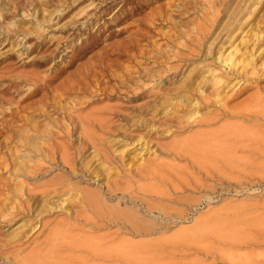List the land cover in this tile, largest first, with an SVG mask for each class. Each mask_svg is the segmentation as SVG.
Here are the masks:
<instances>
[{
  "label": "rangeland",
  "instance_id": "rangeland-1",
  "mask_svg": "<svg viewBox=\"0 0 264 264\" xmlns=\"http://www.w3.org/2000/svg\"><path fill=\"white\" fill-rule=\"evenodd\" d=\"M235 27L221 50L247 41L242 79L230 76L188 112L184 93L166 101L158 89L200 95L190 78ZM262 31L264 0H0V264L39 250L34 264H264V167H254L264 152L254 157L252 145L264 124L237 113L258 101L264 110V44L253 39ZM221 105L235 113L221 115ZM222 139L250 143L220 149ZM56 182L69 197L29 201L42 209L36 218L19 211L27 193ZM80 190L161 226L105 222L78 202Z\"/></svg>",
  "mask_w": 264,
  "mask_h": 264
},
{
  "label": "bare ground",
  "instance_id": "bare-ground-1",
  "mask_svg": "<svg viewBox=\"0 0 264 264\" xmlns=\"http://www.w3.org/2000/svg\"><path fill=\"white\" fill-rule=\"evenodd\" d=\"M109 9V8H108ZM235 16V15H234ZM238 27H235V28H233V29H225V32L223 33V37L225 36L226 38H224V39H222L223 37L221 36V39L219 40V45H218V47H217V49H215V47L214 48H212L211 50H213L212 52L211 51H209V52H206V56L207 55H211L210 56V58H211V61H212V63L211 64H205L204 65V67H206L204 70H202L200 73H196V75H195V77H193V78H190V80L192 81L191 83H194L195 84V88H194V90L199 94L200 93V95L195 99V100H193V98L191 99V100H188L185 96H187V93L189 92V87L187 86V85H183V86H181V87H177V88H172V89H167V91H166V89H164L163 90V88L162 89H158L159 91H160V93H161V96L163 97V98H165V100L166 101H170V102H172L173 101V99L175 98V94L176 93H179V92H181V93H184L185 95L184 96H180V101H179V106H181V108L182 109H187V112L188 111H190V108H192L195 104H197V102H199V101H206V102H208L207 100L209 99V97H210V95H213L214 96V94H217L218 92H219V90L220 89H226V87H227V85H226V83L229 81V77L230 76H234V77H236V76H239L240 77V79H242L241 78V75L242 76H244L242 73H241V70L242 69H244V67L245 66H247L248 64H250V63H252V58L250 57L251 55H253V51H252V49H250L249 48V46H247V41L246 40H242L241 39V41H239L240 43H242V44H244L243 46H244V49H242V47H239V45L237 44V45H233V47L231 48V49H228V51H226V49L225 50H221L222 48H223V46H224V44L226 45V43L228 42H230L231 43V38H232V36L234 35V33L236 32V30H238L237 29ZM259 28V27H258ZM261 29V28H260ZM259 30V29H258ZM238 32V31H237ZM205 33V32H204ZM258 33V32H257ZM255 35V34H254ZM253 35V36H254ZM264 31H262V32H259L255 37H253V39L255 38L256 40H257V42H259V41H261L262 42V44H264ZM252 38V37H251ZM248 40V39H247ZM251 41H252V39H251ZM257 42H256V44H257ZM239 43V44H240ZM252 43H253V41H252ZM251 43V45H253ZM231 44H233V43H231ZM241 44V45H242ZM249 44V43H248ZM210 47V46H209ZM262 47H263V45H262ZM257 48H259V47H257ZM256 48V49H257ZM257 52H258V50H257ZM205 53V52H204ZM255 53V52H254ZM261 54V53H260ZM259 54V55H260ZM262 56L264 55V52H263V54H261ZM255 56H257L256 54H255ZM253 57V56H252ZM264 63V62H263ZM238 64H241L242 65V68H240L241 66H238ZM214 65V66H213ZM257 65V64H256ZM220 70V72L219 73H217V68ZM249 67V66H248ZM202 69H203V67H202ZM257 71V70H256ZM250 72V71H249ZM248 72V73H249ZM251 73V72H250ZM245 74H247V73H245ZM255 74H257V73H255ZM249 75V74H248ZM247 75V76H248ZM199 77V78H198ZM201 77V78H200ZM234 77H233V79H234ZM237 79V78H236ZM239 79V78H238ZM237 79V80H238ZM233 82V81H232ZM238 82H239V80H238ZM234 83V82H233ZM209 86V87H212L214 90L212 91V92H210L208 95H204V89H203V86ZM190 86V85H189ZM226 86V87H225ZM190 90H192V89H190ZM218 91V92H217ZM192 93V92H191ZM190 93V94H191ZM192 95V94H191ZM178 97V96H177ZM179 98V97H178ZM186 98V99H185ZM223 99V98H222ZM217 103H219V104H221L220 102V100H218V101H216ZM259 102V101H258ZM258 102L257 103H254V104H249V105H247V106H245L244 108H243V110L240 112H237L238 114H240L241 116V118H243V119H246V117H254L255 119H257V117L255 116V115H260V124H264V121H262V117H264V110L258 105ZM173 103V102H172ZM175 105H177V104H175ZM263 107V106H262ZM178 108V107H177ZM221 108H225V106H223V105H221V106H219V109H221ZM235 111V110H234ZM234 111H228V110H226V108L225 109H221V115L223 114H226L225 116H231L232 114H234L235 112ZM186 112V113H187ZM190 113V112H189ZM191 114V113H190ZM219 114V113H218ZM192 116V115H191ZM194 116V115H193ZM209 116V115H208ZM190 117V116H189ZM202 117H204V116H202ZM207 117V116H206ZM183 118V117H182ZM205 118V117H204ZM212 118V117H211ZM259 118V117H258ZM203 120L202 118H200V117H198L197 118V121L198 120ZM207 120V119H206ZM259 120H257V121H259ZM196 122V121H195ZM206 123V122H205ZM206 124H209V123H206ZM111 128V127H110ZM227 128H230V127H227ZM232 129V128H231ZM240 129L241 128H239V131H240ZM234 130H236V129H234ZM237 130H238V128H237ZM242 131H243V129L241 130V133H242ZM232 132V131H231ZM238 131H236V133H237ZM245 133H246V130H245ZM248 133V132H247ZM257 133V132H256ZM230 134V133H229ZM234 134V133H233ZM201 135V134H200ZM235 135V134H234ZM241 135H243V134H240L239 133V136H241ZM236 136H237V134H236ZM244 136V135H243ZM242 136V137H243ZM247 136V135H246ZM193 137H195V136H193ZM199 137V136H198ZM197 136H196V138H192L191 140L193 141V143H194V141H195V143H197L196 142V140H197V138H198ZM203 137V136H202ZM200 139H202V138H200ZM190 140V139H189ZM189 140H183V143L185 144V143H188L189 142ZM199 140V139H198ZM250 140V139H249ZM192 141H190L189 142V144L191 145V143H192ZM205 142V141H204ZM208 142V141H207ZM182 143V144H183ZM200 143H203V140H202V142L200 141V142H198L197 144H200ZM217 143V142H216ZM237 143H239V144H237ZM250 142L248 141V140H243L242 142H240V141H238L237 139L236 140H232V139H230V140H225V139H222V140H220V142H218V144H216V146H218V148H226L227 147V149H228V147L229 148H231V147H244V146H248V144H249ZM131 144H132V142H131ZM243 144V145H242ZM171 145H174V144H171ZM176 145L177 144H175L174 145V147H176ZM201 145V144H200ZM203 145H204V143H203ZM202 145V146H203ZM207 145H209V144H207ZM254 147H255V149H254V157H258L259 158V156H258V154H261L260 152H264V138L263 139H258V138H256L255 140H254V142H253V144H252ZM187 146L188 145H184V148H182V149H186L187 148ZM171 147V146H170ZM170 147H168V148H170ZM197 147H198V145H197ZM173 148V147H172ZM196 148V147H195ZM200 148H201V146H200ZM181 149V148H180ZM180 149H178V150H180ZM190 149H191V147H190ZM170 150V149H169ZM177 150V149H176ZM232 150V149H231ZM231 150H230V153H231ZM183 151V150H182ZM190 151V150H189ZM217 151H218V149H217ZM227 151V150H226ZM226 151H224V152H226ZM173 152V151H172ZM179 152V151H178ZM190 153V152H189ZM233 153V152H232ZM176 154H177V152H176ZM219 154V153H218ZM224 154V153H223ZM222 154V155H223ZM227 154H229V153H226V155ZM180 155V154H179ZM192 155H195V154H192ZM230 155V154H229ZM251 156V155H250ZM229 157V156H228ZM107 158V157H106ZM227 158V157H226ZM253 158V157H252ZM250 159V158H249ZM262 159H264L263 157H261V160ZM59 160L63 163V164H65V165H67L68 166V168H71V164H70V162L65 158V157H60L59 158ZM226 160V161H225ZM225 160H222V162H224V164H229L230 162H233L232 160H230V159H225ZM251 161H253L254 162V160H252V159H250ZM248 161L249 162V164H250V162L251 161ZM197 161H199V160H197ZM234 161H235V159H234ZM256 161H258V160H256ZM115 162V161H114ZM199 162H201V161H199ZM199 162H197V163H199ZM259 162H260V164L261 165H259L258 163V165H256V166H254L255 164H253V166L255 167V169L256 168H258L259 166H263L264 167V163H263V165H262V163H261V161L259 160ZM60 163V162H59ZM252 163V162H251ZM246 164L247 163H245V166H246ZM199 165H201L200 163H199ZM203 165V164H202ZM251 165V164H250ZM249 165V166H250ZM245 166L243 165V168H244V170H245ZM258 166V167H257ZM65 167V166H64ZM153 167V166H152ZM197 167L199 168L200 166H198L197 165ZM253 167V168H254ZM151 168V167H150ZM150 168H144L143 169V174L142 175H144V176H148L149 174H150V172H151V169ZM197 168V169H198ZM252 168V169H253ZM214 169V168H213ZM222 169H224V166L222 167ZM228 169V168H227ZM247 169V168H246ZM72 170V169H71ZM139 170V169H138ZM203 170H205V168L203 169ZM232 169L230 168V171H231ZM257 170V169H256ZM255 170V171H256ZM70 171V170H69ZM205 171H207V170H205ZM219 171V170H218ZM233 171V170H232ZM245 171H248V170H245ZM245 171H243L241 174H242V176L241 177H243V173L245 172ZM258 171H259V168H258ZM214 172V171H213ZM229 172V171H228ZM254 172V171H253ZM203 173H204V171H203ZM220 173V172H219ZM227 173V172H226ZM162 174V173H161ZM152 175V174H151ZM218 175V174H217ZM220 175V174H219ZM263 175V174H262ZM261 175V176H262ZM162 177V176H161ZM245 177V176H244ZM243 177V178H244ZM263 178V177H262ZM229 179V178H228ZM231 179H233V176H232V178ZM235 179H237L236 177H235ZM156 180V179H155ZM237 180H239V179H237ZM236 180V182H237V184H238V181ZM161 181V180H160ZM64 182V181H63ZM163 182V181H162ZM164 183V182H163ZM49 185V184H48ZM240 185H241V183H240ZM108 188H110V187H108ZM144 189V188H143ZM142 189V190H143ZM68 191H69V189L68 188H66V187H64V184L62 183V182H56V183H52L49 187H47V188H45L44 190H42V191H40L38 194L37 193H27L26 194V197L28 198L27 200H24L23 202H22V204L19 206V205H17V206H19V211H22L23 213H25L26 215H28V216H32V218H36L37 217V215L39 214V213H41L42 212V209H40V210H38V212L37 213H33V211H32V203L31 204H29L28 202L29 201H31L32 200V202L34 201V200H37V199H41V198H44V197H50V195H51V197L53 196V197H55V198H59V197H64V198H67V197H69V193H68ZM147 191V190H146ZM150 192H152V191H150ZM78 202H80L81 204H82V206L85 208V209H90V208H97V210H98V215L100 216V217H102V219H105V222L106 221H110V222H112V221H116L118 224H119V226H125V227H127V229H129L130 231L131 230H133L134 232H141L142 233V231H148V230H153V229H155L156 227V225H158V227H159V225H160V222L158 221V220H154L153 219V222L154 223H156L157 221V223H156V225L154 226V225H151V224H149V222H147L146 220H145V217H139L138 215H140V214H138L139 212L137 211V210H135V211H132V212H134L133 214L134 215H131V214H129L130 213V211L131 210H125V209H122V208H119V204L117 203V205H115L114 207H108V206H105V204H104V200L102 201V199H101V197L103 196V194L104 193H102L101 191H91V190H80L78 193ZM58 195H61V196H58ZM76 196V195H75ZM128 198H131L130 196L128 197ZM63 199V198H62ZM61 198L59 199V200H62ZM129 200V199H128ZM53 203V202H52ZM56 204V203H55ZM53 205V204H52ZM59 206V205H58ZM52 206H49L48 207V209H50ZM54 207H55V205H54ZM145 209H147V211L148 212H150L151 211V209H152V207H150L149 205H146L145 204ZM44 210V209H43ZM18 211V210H17ZM161 212V211H160ZM24 214V215H25ZM138 214V215H137ZM163 214H165L164 212H163ZM25 215V216H26ZM78 215H82V214H79L78 213ZM16 216V214H13V213H9V214H7L5 217H3L2 218V220L7 224V226L10 224V223H12L13 221H15V217ZM74 218V217H73ZM3 221H1V222H3ZM151 221V220H150ZM37 222V221H36ZM92 222V221H91ZM151 223V222H150ZM153 223V224H154ZM13 224H14V222H13ZM95 224V223H94ZM261 224V223H260ZM30 225H31V229H34L36 226H38V223H33V226H32V223H30ZM6 226V225H5ZM161 226V225H160ZM9 227H10V225H9ZM163 227V226H162ZM195 231V230H194ZM223 236V235H222ZM21 237V236H20ZM226 237H228V236H226ZM223 238V237H222ZM225 238V237H224ZM51 239V238H50ZM76 239V238H75ZM226 240V239H225ZM237 241H239V242H237ZM243 241V240H242ZM242 241H241V239L240 240H234L233 241V239L232 240H230V242L232 243V242H237V243H242ZM229 242V241H228ZM244 243V242H243ZM61 244V243H60ZM50 246V245H49ZM116 249V248H115ZM45 250H46V248H45ZM41 251H44V250H41ZM47 252H48V249L46 250ZM38 252H40V250L38 251ZM38 252H36L35 251V253L34 254H30L28 257H25V258H23V259H21L19 262L17 261H15L14 263H12V264H29L30 262V264H34L32 261H34L33 259H35V258H37V256H38V258L40 257L38 254ZM53 253V252H52ZM118 253V252H117ZM47 255H49V253L47 254ZM43 256H45V255H43ZM46 257V256H45ZM49 257V256H48ZM48 257H46V258H48ZM41 260H42V258H40ZM39 259V260H40ZM44 259V258H43ZM50 259V258H49ZM36 260V259H35ZM37 262V261H36ZM42 263H44V264H46L47 263V259H46V263H45V261L43 262L42 261ZM36 264V263H35ZM39 264H41V263H39ZM48 264V263H47Z\"/></svg>",
  "mask_w": 264,
  "mask_h": 264
}]
</instances>
